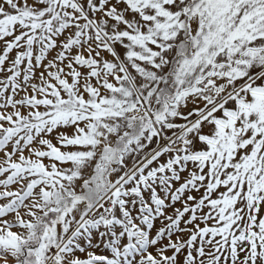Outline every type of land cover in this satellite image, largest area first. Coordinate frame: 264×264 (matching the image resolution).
Returning <instances> with one entry per match:
<instances>
[{
    "label": "snow or ice",
    "instance_id": "snow-or-ice-1",
    "mask_svg": "<svg viewBox=\"0 0 264 264\" xmlns=\"http://www.w3.org/2000/svg\"><path fill=\"white\" fill-rule=\"evenodd\" d=\"M0 264H264V0H0Z\"/></svg>",
    "mask_w": 264,
    "mask_h": 264
}]
</instances>
